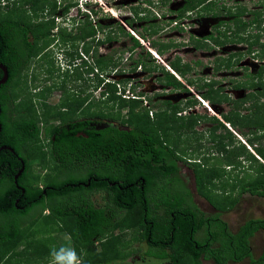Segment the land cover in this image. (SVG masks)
<instances>
[{
  "label": "trees",
  "instance_id": "trees-1",
  "mask_svg": "<svg viewBox=\"0 0 264 264\" xmlns=\"http://www.w3.org/2000/svg\"><path fill=\"white\" fill-rule=\"evenodd\" d=\"M7 1H11L10 6H0V63L8 73L7 81L0 85V146H9L14 152L0 150V259L5 256L8 258L4 264L14 263L11 260L18 256L19 262L30 261L26 254L20 255L12 250L22 240L26 244L32 241L34 226L40 219L46 226L55 225L67 232L75 245L72 253L74 260L71 254L55 260L54 264H123L121 261L130 255L125 249L126 244L133 239L141 240L146 246V251L142 253L145 259L135 264H152L154 260L167 264H201L202 261L227 264L246 258H251L248 264H264V244L257 258L253 257L250 245L251 238L257 232L264 231V219L247 220L236 233H231L227 224L220 219L223 213L233 209L244 193L264 198V166L248 152L244 144L235 142L237 140L231 132L214 117L177 115L182 110L178 104L166 102L165 109H159L154 121L150 120L149 111L141 108L138 100L121 96L127 88L132 89L127 86L126 79L119 81L124 83L121 87L110 81L105 82L102 96L106 95L108 102H112L109 105L111 109H114L113 105L119 109L128 108L126 119L121 124L129 130L122 129L124 127H105L98 133L89 132L81 122L78 128L70 125L68 130L69 126L65 124L83 104V100L69 101L65 96L62 107H68L69 113H63L60 108L52 109V112L45 103L50 88L46 87L32 95L24 78L32 69L33 59L48 46L49 41H54L55 34L52 31L55 28L54 17L59 9L57 2ZM204 1L184 0L177 10L178 16L184 17L187 11L194 10ZM62 4L61 14L65 16L72 4ZM27 6L35 13V18L39 11L42 13L48 7L47 17L32 22L25 16ZM89 13L79 20L75 31L60 29L57 34L63 44L71 42L77 57L78 49H81L92 60L93 67H88L87 74L92 73L94 67L99 68V72L113 69L114 55L101 54L99 47L115 40L114 34L118 32L130 36L120 24H117L119 31L116 33L110 25H103L99 21L94 23L93 18L98 19V11L90 10ZM147 31L149 35L156 32L154 29ZM98 33H102L104 38H97ZM131 41L133 45L129 58L140 45L133 37ZM77 43L82 44L81 47ZM256 44L250 43V47ZM150 45L159 55L174 47L171 43L163 45L151 42ZM146 57L151 58V55L146 52L136 58L131 72L138 68L148 72L159 71L162 73L160 82L176 89L183 88L182 83L164 67L148 65ZM47 63L48 72H51L52 61ZM168 66L177 77L184 80L192 71L190 64L182 63L178 57L169 61ZM2 77L3 72L0 70V80ZM65 77H69L68 74ZM256 77L257 80H250L249 88L260 87L259 92L250 94L244 101L233 102V109L243 108L249 113L244 116L227 113L222 114V117L234 128L247 129L241 134L247 137L246 143L253 146V151L264 161V101L258 103L261 98L264 99V83L261 82V72ZM66 78L56 87L64 94L67 91ZM101 78L100 83L106 79ZM76 80H81V77ZM118 92L120 94L117 95ZM5 93H8L12 104L8 107V116L7 106L3 103ZM215 93L210 86L199 95L214 104ZM39 96V101L34 99ZM248 101L249 106L246 108L243 104ZM192 102L196 103V100ZM138 108L140 110L137 111ZM101 113L96 116L112 122L120 115V111L115 117ZM93 116L91 114L89 118ZM52 119H60L64 126L61 129L54 128L49 124ZM203 121H211L213 126L209 130L210 152L203 153V162L200 163V160L186 159L185 156L188 151L193 153L203 146L198 142L200 138H196L195 132V128ZM218 130L223 133L216 135ZM77 131H83L82 135L77 136ZM52 136L56 137L50 145L51 151L45 152L43 144L51 140ZM192 138H195V143L189 144ZM180 140L187 145L178 151L172 147V143L177 144ZM69 151H72V157H69ZM14 153L19 154L21 159H16ZM210 155H216L217 158H213L216 161L210 167L204 166L209 160L206 157ZM218 159L233 168L243 167V162L257 163L255 174L249 176L247 183L240 185L238 197H231L226 188L228 182L220 185L215 183L219 178L215 168L220 163ZM34 161L41 164L40 171L35 172L31 168ZM22 163L24 170L15 183L14 176L22 168ZM181 163L193 173L197 196L216 210L212 217L200 212L193 204L191 192L184 188L179 175ZM94 194L101 195V205H95L92 200ZM215 195L221 196L220 204H223L225 211L221 212L217 208L219 202L215 203ZM45 211L48 213L44 214ZM120 229H125L128 234L115 233ZM127 235L131 239H127ZM96 244H101L103 250L89 262L83 257L82 251L89 254ZM49 252L47 250L46 253Z\"/></svg>",
  "mask_w": 264,
  "mask_h": 264
},
{
  "label": "rangeland",
  "instance_id": "rangeland-1",
  "mask_svg": "<svg viewBox=\"0 0 264 264\" xmlns=\"http://www.w3.org/2000/svg\"><path fill=\"white\" fill-rule=\"evenodd\" d=\"M69 2L72 5H79L82 1L87 0H46L47 4L51 2ZM99 3L94 4L92 2L87 3V10L92 9L93 11L99 9L98 16L94 19V23H99L105 25L110 24L112 27L113 32H118L119 27L117 24H120L125 30V32L128 34L129 30H131L136 37H134L132 34L130 36H133L135 39H137L138 43L140 44L139 47L135 48L133 51L132 58H129V53L132 47V41L130 36H125L122 33L120 35H115V40L111 41L109 44H103L99 47V52L101 54L111 53L114 55L115 60V67L113 69L104 70L103 72H99V68H96V71L100 73V79L101 77L106 79H111L110 77H117L118 75L122 76L121 79H125L128 81L127 86H132L136 92L143 91L146 88L152 89V90H159L162 89L161 86L156 84L155 77H159L160 73L159 71L151 73L148 71H144L143 69L140 70L138 68L136 71L131 72L132 68L134 66V61L139 56L145 55L146 52L150 53V50L152 51L151 42L161 43L163 45L167 44H180V43H186L187 42V35H185L184 26L181 24L180 28L176 27V23L174 22V19L176 18L177 12L175 11L177 8L180 7V4L182 3L181 0H98ZM227 2L237 4L240 6H244V4H247L249 6V9L251 13H253L255 7H257V11L255 12L257 14V22L262 24V27L264 26V19H260L261 14L264 15V9H262L260 6L264 3H260V0H225ZM11 1L7 0H0V6L1 8H6V6H10ZM27 12L24 14L26 18L30 19L32 22L39 21L42 17H47L46 9L42 10V13H37V17L35 18V13L30 9L29 7H25ZM62 8V6H61ZM60 8V9H61ZM176 8V9H175ZM264 8V7H263ZM263 10V11H262ZM61 11V10H59ZM58 10L56 11L55 18L58 17V19H55L57 21L56 26L63 27L66 30H74L76 26L78 25V22L80 19L74 20L72 17L75 16L76 9L71 8L67 15H62L61 12ZM140 18H145L144 20H141ZM247 18V17H246ZM251 18V16L249 17ZM260 19V20H259ZM128 20V21H125ZM219 20V19H217ZM178 22V20H176ZM216 20L213 21H205L202 22L201 27H198L199 31L197 33V36L199 34H202L201 36H206L210 33V27L211 24H215ZM153 27V28H152ZM59 28V29H60ZM128 29V30H127ZM156 30V32L152 35H149V31L147 30ZM75 31V30H74ZM152 36V37H150ZM200 36V37H201ZM104 35L102 33H98L97 38L102 39ZM48 44H51V47L49 48L50 52L48 55H45V57H42L41 59H33L32 69H30L26 76V84L28 91L30 94H36L46 87L50 88V94L45 99V103L50 106V111H54L52 109L60 108L62 109V103L67 96V99L69 101L80 99L83 100L84 103H88V107L84 108L83 111L87 113H93L95 111L99 112H105L107 115H112L113 117L116 116L117 112L121 110V114L119 117H117L116 123L121 124V122L125 121V114L127 112V107H125L123 110L119 109L117 105H113L114 109H111L109 107L112 102H108V99L106 95L103 97L102 92H104V87L102 86L103 82L100 83V80L96 78L95 76H91L87 74V70L89 68L86 66L88 64H85L83 61H80L78 58L81 57L83 59V56L79 53V56L77 57L75 55V49L73 47H70V53L71 55H64V54H58V64H55V61L53 60V52H59L57 48H60L59 43L57 41L50 42ZM80 47L82 44L77 43ZM142 44V45H141ZM63 45V44H61ZM241 45H233L231 44L228 49L229 52H237L238 55H241V50L244 49ZM234 52V53H235ZM222 53V52H221ZM227 53V54H228ZM151 54V53H150ZM164 54V53H163ZM160 56L161 63L159 61H152L153 56L151 58H145L146 61H148V65L151 66H163L166 68L167 60L174 59L175 56L181 59L182 63H191L193 66L192 72L188 73L186 75V79H182L180 77H177V80L182 83L183 88L179 90H172L171 88L167 89L164 92V96L161 97L160 100H169L170 104H179V108L183 110V106L187 105L186 100H198V91L205 92L207 89L205 88V85L208 84L210 80H214V104H208V101H205L209 108H211L212 113L207 111L204 107L201 105L196 104V106L192 107L191 109H187L190 105L185 106L186 107V114L188 113H199L200 115L211 117L217 119L220 123H222L226 129H228L231 134L234 136L235 142H240L241 144H244L245 148L250 152L259 163H261L264 166V161L261 160L256 153L253 151L254 147L249 146L246 143V136L242 135V132H247V129H237L232 127L230 124H228L222 117V114H233V115H239L244 116L248 114L249 110H240L233 109V105L231 101L228 100H234V99H241L242 96L246 93L247 88H243L244 92H241L240 88H235L236 85L235 82L242 81L244 82L246 80V77H244V70L236 67H232L229 69H219L218 71H215L212 69V66L210 64L209 57L217 56L219 52H216L214 49L211 52H205L203 50H194L191 47L188 48H180L176 45V47L170 48L168 51H166L165 55ZM224 54H226L224 52ZM212 56V57H213ZM238 59H242L240 64H244L252 71H255L256 65L254 60L249 59L248 57L245 58L242 56H237ZM75 59H77L75 61ZM47 61H52V69L51 72H48L49 64ZM73 62H77L74 66L69 67L70 69L67 70V72H63L68 65L72 64ZM196 62H200L201 64L199 66L196 65ZM159 63L160 65H158ZM113 65V64H112ZM111 65V66H112ZM77 72V73H76ZM95 73V71H94ZM65 74H68L69 77H65ZM97 74V73H95ZM81 77V80H76L77 77ZM66 78V94L61 89H57L56 87L60 85L62 80H65ZM156 85V87H154ZM121 87V86H120ZM72 91H71V89ZM165 88H163L164 90ZM39 90V91H38ZM228 98V100H226ZM231 98V99H230ZM35 100L41 99V97H35ZM95 100L92 102V100ZM106 101V102H105ZM264 99H260L258 103L263 102ZM96 102V103H95ZM143 105H146V103L143 102ZM248 106V104L246 105ZM118 108V109H117ZM165 109V105L164 108ZM153 111L149 112V117L155 118V112L156 108L152 109ZM62 111V110H61ZM181 111V110H180ZM184 114V112L180 113ZM124 118V119H123ZM56 120H51L50 122H55ZM49 122V123H50ZM213 126V123L211 121H203L201 122L196 128L195 132L196 138L198 139V142L202 144L203 146L197 150L196 152L190 153V151L187 152V155L185 156L186 159H196L200 160L202 163V156L203 153H208L210 150L208 148L210 147L211 143V137H210V128ZM223 133L222 130H218L215 132V134ZM260 135V132L257 133ZM263 134V133H262ZM251 137V136H249ZM183 139V138H182ZM195 138L190 139L188 142L189 144L195 143ZM183 140H180L177 144L176 142L172 143V147L176 148L178 151L182 148L186 147V143H182ZM264 145V140L262 142ZM236 146H238L237 143H235ZM210 154V153H209ZM213 156V157H212ZM215 156V157H214ZM209 160L204 166L210 167L211 164H214L213 158H217L216 155H210L207 156ZM219 160V159H218ZM38 161V160H37ZM37 161H34L31 164V168L33 171H40L41 164ZM220 161V160H219ZM243 167H230L226 166L222 161L220 163H217L215 165V168L219 174V178L215 180V183L217 185H220L222 183H229V186L226 187L228 191H230L231 197L235 198L238 197V191L240 185L243 183H247L249 181V176L251 174H255V169L258 167L257 163H242ZM249 166H252L251 169L248 170ZM202 168V167H201ZM43 169V168H42ZM41 169V170H42ZM44 172V169L42 170ZM41 172V173H42ZM43 174V173H42ZM180 177L182 180L186 183V186L189 188V190L193 194V201L194 203L198 204L199 208L203 209L208 215H215V211L211 208V206L201 197H198L195 192V185H194V177L192 171L184 164H180ZM237 178V179H236ZM218 196V195H217ZM214 196V200L216 199L217 208L223 212L225 209L223 208V204H220V198L221 196L217 197ZM92 200L95 201V205L99 206L102 204V199L100 194H94L92 196ZM48 212L45 211L44 214H47ZM220 219H222L226 224L227 228L231 233H236L239 227L244 224L247 220L252 219H264V198L250 195L249 193L242 194L237 204L233 207V209L228 210L227 212L223 213L220 216ZM44 221L42 219L37 222L36 226H34V233L32 241L28 244L23 242H19L15 245V248L12 250L14 253L19 252V254H26L30 261L19 262V256L16 257V259H12L11 261L14 262L12 264H53L55 260H59L60 257H66L70 256L73 251L75 250V245L69 236V234L63 230H60L59 227H56L55 225L46 226L43 224ZM125 232L124 234H128L125 229L117 230L115 233ZM130 236L132 233H129ZM129 235H127V239L130 238ZM131 239V238H130ZM264 244V231L257 232L254 237L250 240L251 245V251L254 258H257L260 253L262 246ZM126 250L129 252V256L122 260L121 263L123 264H135L142 262V259H145L142 255L144 251H146V246L141 243V240L133 239L128 241L126 244ZM43 246L45 248H43ZM142 246V247H141ZM91 252L89 254L85 253V251H82L83 257L91 262L95 258V254L103 250V246L101 244L94 245V247L91 248ZM1 250V249H0ZM47 250H49V253H46ZM12 252V253H13ZM11 253V252H10ZM10 253L8 255H10ZM7 255V256H8ZM30 256V257H29ZM8 259V258H7ZM6 256L4 259H0V264H4L6 261ZM251 258L243 259L240 262H231L229 261L227 264H248L249 260ZM152 264H167L162 261H156L151 262ZM201 264H214L212 261H202Z\"/></svg>",
  "mask_w": 264,
  "mask_h": 264
},
{
  "label": "flooded vegetation",
  "instance_id": "flooded-vegetation-1",
  "mask_svg": "<svg viewBox=\"0 0 264 264\" xmlns=\"http://www.w3.org/2000/svg\"><path fill=\"white\" fill-rule=\"evenodd\" d=\"M181 1H182V3L180 4V7L182 6L184 0H181ZM225 2H226L225 0H205L204 3L199 4V6L196 7L194 10L187 11L185 13V16L183 17V22H182V25L184 26V31H185L184 33H185V35H187V42L186 43H180V44H173V43L172 44L174 45V47H176V45H177L181 49L191 47L194 50H200V51L203 50L205 52H211L215 49L216 52H219V54H217V56L212 55L213 57L212 56L209 57V59L211 58L210 64L212 66V69L215 71H218L219 69H222V68L225 70V69H229L232 67L239 68V70L240 69L244 70L243 75H244V77H246V80L244 82H242L240 80L235 82L236 85L234 87L240 88L241 92H244L243 88H247V91L242 96L241 99H234L232 101V100H228V98H226L228 101H231L232 105H233V102H235L236 100H239V101L243 100L244 101V99L246 100L250 94H254L256 92H259L258 90L261 89L260 87L255 88V89H250L249 85H250V80L252 78H254L256 80L258 79L256 77V75L260 72H261V75L263 76L261 82L264 83V26L262 27V24L261 23L259 24L257 22L258 21L257 20V14L255 13L257 11V7H255L253 13H251L249 9H252V8H249V6L247 4H244V6H240L237 4L230 3V2H227V3H225ZM260 3L261 4L264 3V0H260ZM73 7L74 6H72L71 8H73ZM260 7L262 9H264L263 8L264 4H262ZM179 8H177V9L175 8L176 9L175 11H177ZM59 12H61V11H59ZM250 16H251V18H249ZM80 18H83V16H81ZM217 19H219V20H217ZM260 19H264L263 14H261ZM40 20H41V18H40ZM213 20H216V22H215V24H213V23L211 24V27L209 30L210 33L207 34L206 36H201L202 34H199L197 36V33L199 31L198 27H201L202 22L203 23L205 21L210 22ZM251 22H253V23H251ZM106 25H110V24H106ZM57 34L54 35L55 41H57L59 43V45H61L63 43L58 38ZM114 35H117V34H114ZM118 35H120L119 32H118ZM253 42H257V44L250 47V43L253 44ZM67 44L72 46L71 42H68ZM231 44H233V45L243 44L242 47H244V49L241 50L242 54L238 55L237 52H235V51L228 53L227 52V51H229L228 47ZM50 47H51V44H48V46H46L38 54L36 59L37 58L41 59L45 55H48L49 53H51L49 50ZM224 52L226 54H224ZM79 53L85 54L82 52L81 49H78V56H79ZM165 53L166 52H164L163 56L165 55ZM67 55H71L70 52H68ZM237 56H242V57L245 56V58L248 57L249 59L254 60L255 61L254 63L258 64V65H256L255 71L250 70L244 64L243 65L240 64L242 59H238ZM176 57L177 56H175L174 59ZM78 59H82V58L79 57ZM174 59H172V60H174ZM172 60H167V63L169 61H172ZM189 64L193 70L192 64L191 63H189ZM200 64H201L200 62H196L197 66H199ZM161 77H162V73H160L159 77H155L156 84H158L159 86L162 87V89H160V92H158L159 90H157V89H155V90L150 89L149 90L147 88L143 91L136 92L135 89L132 87V91H131V95L133 96L132 98L134 100H138L139 103L141 104V108L148 110L149 112L153 111L152 109L156 108L157 110L155 113H157L159 109L162 110L164 108V105H163L164 103H165V106H166V102L171 103L169 100H160L161 97L164 96V92L167 89L171 88L172 90H179V89H176L173 87L166 86L165 84L160 82L159 78H161ZM213 81L214 80H210L208 82V84L205 85V88L207 90L211 86L213 91H217V90H214L215 88H214V82ZM154 87H156V85H154ZM163 88H165V89L163 90ZM71 91H72V89H71ZM205 92H203V93H205ZM198 93L203 94L200 91H198ZM4 95L5 96H4L3 103L6 104V106H7L6 116H8L9 115L8 107L12 106V104L10 105L8 93H5ZM198 96H200V95H198ZM261 99H263V98H261ZM91 100H92V102L95 101L93 99H91ZM71 101H73V100H71ZM206 101H208V100H206ZM143 102L146 103V105H143ZM189 102H190V104H189ZM185 104L190 105L189 107H187V109H191L192 107L196 106L197 102L193 103L192 100H186ZM208 104H210L209 101H208ZM247 104L249 106V101L244 103L243 105L247 108L248 107V106H246ZM187 105H185V106H187ZM185 106H183V110H181L180 113L184 112V114H186ZM86 107H88V103L83 102V104L76 110V112L72 116L69 117L67 124H65V125L69 126L68 130H70V125H74L75 127L78 128L79 122H81L83 125V128L89 132L91 130L94 132H97V133L100 132L102 130V129H100V126L104 125V124L108 125L106 128H108V127H112V128L124 127L127 130H129V128L127 126H122L123 124H117L116 121L112 122L111 120L103 119L100 116H96V114L98 115L99 113H101L99 111H95V112L89 113V114L86 111L84 112L83 109ZM124 108H121V109L123 110ZM61 110L63 113L64 112L69 113L68 107H62ZM138 110H140V109L138 108L137 111ZM240 110H245V109L242 108ZM240 110H238V111H240ZM128 111L129 110L127 108V112L125 114V119H126V115H127ZM209 111L212 113L211 108ZM104 113L105 112H102L101 114H104ZM180 113H178L177 115H184V114H180ZM248 113H249V111H248ZM91 114L95 115V116L89 118V116ZM120 114H121V110H120ZM188 114H191V113H188ZM193 114L197 115L199 113H193ZM1 115H2V108L0 105V117H1ZM149 118H150V120L154 121V119L156 117L155 118L149 117ZM49 124L52 125L54 128H57V129H61L64 126V124L62 123V121L60 119H58L55 122H50ZM0 127H1V124H0ZM0 131H1V129H0ZM82 132L77 131V136L78 135L81 136ZM72 133L73 132H71L70 134H72ZM55 137L56 136H52L51 140L44 142L43 150L45 152L51 151L50 145L52 144V142H54ZM48 146H49V148H48ZM2 147H6L7 148L6 151H9V149H12L9 146H5V145L0 146V148H2ZM68 154H69V157H72V151H69ZM13 155L17 156L16 159H21L20 157H18L19 154L14 153ZM182 182L184 183V186H185L184 188H186V190L187 189L189 190V188L186 186V183L183 180H182ZM191 199L193 201L192 192H191ZM193 204H195L194 201H193ZM195 205H196L197 209L200 212H202L203 214H205L206 216L212 217L214 215V214L208 215L203 209L199 208L197 203ZM213 210L215 211V214H216V210L215 209H213Z\"/></svg>",
  "mask_w": 264,
  "mask_h": 264
},
{
  "label": "clouds",
  "instance_id": "clouds-1",
  "mask_svg": "<svg viewBox=\"0 0 264 264\" xmlns=\"http://www.w3.org/2000/svg\"><path fill=\"white\" fill-rule=\"evenodd\" d=\"M56 1V0H55ZM88 2H92V3H94V4H97V3H99V1L98 0H87V1H82V2H80V4L77 6V5H72V6H74L73 8H75L76 9V12H75V16L74 17H72L74 20H77V19H80V17L81 16H84V14H90L89 12H90V10H92V9H90V10H87V9H85V8H87V3ZM63 2H58V7H59V9H57L58 11L60 10V8H61V6H63L64 4H62ZM70 10V9H69ZM95 11H99V9H97V10H95ZM69 12V11H68ZM68 12H67V14H68ZM177 12V14H178V11H176ZM66 14V15H67ZM91 17V16H90ZM55 19H58V17H54V21H55ZM176 20H178V22L176 21ZM174 22L176 23L175 25H176V27L177 28H179L180 27V25L182 24V22H183V17H179L178 15H176V18L174 19ZM56 23H57V21H55V25H56ZM60 27H58V26H56L54 29H53V33L54 34H57L58 33V31L60 30V29H65V28H63V27H61L60 29H59ZM126 30V29H125ZM128 30V29H127ZM67 31H71V30H67ZM128 33V32H127ZM129 33H131L134 37H136L135 36V34L131 31V30H129ZM131 34H129V35H131ZM133 36H130V37H133ZM133 37V38H134ZM135 39V38H134ZM137 40V39H136ZM58 43V42H57ZM142 45V44H141ZM70 47H72L71 45H69V44H63V45H60V48H57L58 50H59V52H53V60L55 61V64H58V54L60 53V54H66L67 55V53L68 52H70L71 50H70ZM153 51V52H152ZM152 51L150 50V55H152L151 57L153 58V60L155 61H159V63H161V60L159 59V54L156 52V50H155V48H153L152 47ZM148 53V52H147ZM71 54V53H70ZM76 55V54H75ZM82 56H83V59H79L80 61H83L85 64H88V65H86L87 67H93V63H92V60L91 59H89L88 57H86V55L85 54H81ZM158 56V58L156 57V56ZM77 59H75V61H76ZM77 62H73L72 64H70V65H68L67 66V68L63 71V72H67V70L68 69H70L69 67H71V66H74L73 68H74V70H75V65H77L76 64ZM159 63H157L158 65H160ZM166 66H168V63H167V65ZM163 67V66H162ZM169 67V66H168ZM165 68V67H164ZM165 70H167V71H169L171 74H173L176 78H177V76L175 75V73L169 68V69H167V67L165 68ZM94 71H95V73H97L98 74V76L96 77V75L97 74H95L94 73ZM91 74V76H95L96 78H98V79H100L99 77H100V75H99V72H97L96 71V67H94V69H93V72L92 73H90ZM89 75V74H88ZM111 79H105L104 80V82H103V84L105 83V82H111V83H114L115 85H117V87H119V86H121V85H123L122 83H120L119 81H121V80H123V79H121L122 78V76H120V75H118L116 78L115 77H110ZM102 79V78H101ZM126 79V78H125ZM103 84H102V86H103ZM128 87H130V88H132V86L130 85V86H128ZM118 91H119V88H118ZM131 91H132V89H130V90H128V88L124 91V93H122L121 94V96L122 97H125V99H128V98H130V99H133L132 97V95H131ZM118 94H120L119 92L117 93V95ZM196 100V99H195ZM206 100L205 99H203V98H201L200 96H198V100H196V102L199 104V105H201L202 107H204L205 109H207V111H208V113H209V110H210V108H209V105L205 102ZM41 127H43V125H42V123H41V125H40ZM60 259H62V257H60ZM72 259L74 260L75 259V256H74V254H72Z\"/></svg>",
  "mask_w": 264,
  "mask_h": 264
},
{
  "label": "water",
  "instance_id": "water-1",
  "mask_svg": "<svg viewBox=\"0 0 264 264\" xmlns=\"http://www.w3.org/2000/svg\"><path fill=\"white\" fill-rule=\"evenodd\" d=\"M0 70H2V72H3V77H2V79L0 80V85L1 84H4L6 81H7V78H8V73H7V69H6V67H4V65H2L1 63H0ZM108 125H106V124H104V125H101L100 126V129H103V128H105V127H107ZM0 129H1V127H0ZM124 130H127L126 128H123ZM1 149H7L6 147H2V148H0V150ZM9 151L10 152H14L12 149H9ZM23 170H24V164L22 163V168L18 171V173L14 176V179H15V183H17V179H18V177L22 174V172H23Z\"/></svg>",
  "mask_w": 264,
  "mask_h": 264
},
{
  "label": "bare ground",
  "instance_id": "bare-ground-1",
  "mask_svg": "<svg viewBox=\"0 0 264 264\" xmlns=\"http://www.w3.org/2000/svg\"><path fill=\"white\" fill-rule=\"evenodd\" d=\"M153 52V51H152ZM159 59H161L160 57H159ZM167 67V69H169V67L168 66H166Z\"/></svg>",
  "mask_w": 264,
  "mask_h": 264
},
{
  "label": "built area",
  "instance_id": "built-area-1",
  "mask_svg": "<svg viewBox=\"0 0 264 264\" xmlns=\"http://www.w3.org/2000/svg\"><path fill=\"white\" fill-rule=\"evenodd\" d=\"M156 56V55H155ZM158 58V56H156Z\"/></svg>",
  "mask_w": 264,
  "mask_h": 264
},
{
  "label": "crops",
  "instance_id": "crops-1",
  "mask_svg": "<svg viewBox=\"0 0 264 264\" xmlns=\"http://www.w3.org/2000/svg\"><path fill=\"white\" fill-rule=\"evenodd\" d=\"M54 264V263H53Z\"/></svg>",
  "mask_w": 264,
  "mask_h": 264
}]
</instances>
